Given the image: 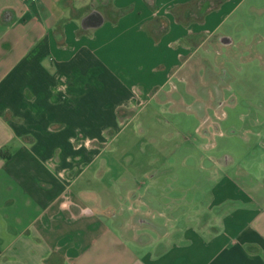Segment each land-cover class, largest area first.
I'll list each match as a JSON object with an SVG mask.
<instances>
[{
    "label": "crops",
    "instance_id": "obj_1",
    "mask_svg": "<svg viewBox=\"0 0 264 264\" xmlns=\"http://www.w3.org/2000/svg\"><path fill=\"white\" fill-rule=\"evenodd\" d=\"M261 1L0 0V264H264V111L200 99L196 55ZM149 107L181 142L105 199L107 140Z\"/></svg>",
    "mask_w": 264,
    "mask_h": 264
},
{
    "label": "rangeland",
    "instance_id": "obj_2",
    "mask_svg": "<svg viewBox=\"0 0 264 264\" xmlns=\"http://www.w3.org/2000/svg\"><path fill=\"white\" fill-rule=\"evenodd\" d=\"M254 8L250 9L242 19L236 17L232 26L233 35H231L230 46L218 49L207 45L204 50L196 53L199 57H208L203 63L202 73L217 79L201 80L198 81L199 85H204L206 93H213V88L221 86L219 96L205 95L200 99L208 97L211 99L210 103L222 102L226 106H237L238 110L249 107L256 111H264V1L255 5ZM144 112L150 118L147 115L148 118L145 119L142 114L132 124L122 128L118 137L115 139L109 137L107 140L104 150L105 158L103 157L109 171L103 178L108 189V193L104 195L105 199L111 200L113 195L115 196L116 187L130 185V177L127 174L131 173L132 169L153 167L159 159V154L169 151L181 142L180 135L169 126L170 120L166 113L151 112L150 107ZM237 114L240 113L233 112L234 118H231V115L229 118V121L236 126L231 129L235 130V135L229 137L230 129L224 127L220 129L226 136L224 139H227L225 142L227 145L224 144L222 148L231 154L242 151L246 138L250 137L243 128L253 126L252 121L255 119L251 116L240 123ZM255 114L259 117L258 119L264 120L263 112L261 114L255 112ZM217 148L219 150L221 145ZM256 151L258 149L254 148L253 152ZM125 215H127L126 212Z\"/></svg>",
    "mask_w": 264,
    "mask_h": 264
},
{
    "label": "water",
    "instance_id": "obj_3",
    "mask_svg": "<svg viewBox=\"0 0 264 264\" xmlns=\"http://www.w3.org/2000/svg\"><path fill=\"white\" fill-rule=\"evenodd\" d=\"M103 24V18L97 11L89 13L82 21V29H96Z\"/></svg>",
    "mask_w": 264,
    "mask_h": 264
},
{
    "label": "built area",
    "instance_id": "obj_4",
    "mask_svg": "<svg viewBox=\"0 0 264 264\" xmlns=\"http://www.w3.org/2000/svg\"><path fill=\"white\" fill-rule=\"evenodd\" d=\"M31 1H33V2H34V1H37V0H31Z\"/></svg>",
    "mask_w": 264,
    "mask_h": 264
},
{
    "label": "trees",
    "instance_id": "obj_5",
    "mask_svg": "<svg viewBox=\"0 0 264 264\" xmlns=\"http://www.w3.org/2000/svg\"><path fill=\"white\" fill-rule=\"evenodd\" d=\"M4 158H7V156H6V157H4Z\"/></svg>",
    "mask_w": 264,
    "mask_h": 264
}]
</instances>
